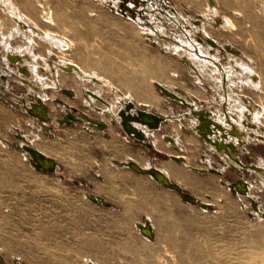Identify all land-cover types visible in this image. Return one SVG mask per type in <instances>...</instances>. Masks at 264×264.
<instances>
[{
	"label": "rangeland",
	"instance_id": "1",
	"mask_svg": "<svg viewBox=\"0 0 264 264\" xmlns=\"http://www.w3.org/2000/svg\"><path fill=\"white\" fill-rule=\"evenodd\" d=\"M165 1L170 5L165 8L167 13L184 19L192 34L199 29L198 20L210 37L236 52L234 59L241 67L244 68L245 62L251 64L257 75L253 86L256 89L246 86L245 80H239L231 72L224 62L225 49H209L211 57L216 56L213 62L207 61L211 75L219 79L217 66H220L231 73L227 74L231 79L225 86L229 85L240 98L245 97L256 107L264 105V0H214V11L209 10L208 14H205L206 0ZM16 2L24 14L39 23H44L39 15L41 3H46L45 9L56 21L51 28L66 32L65 42L71 40L77 47L85 43L90 46L89 50H94L89 58L83 56L80 48L67 51V56L89 66L88 70L96 77L107 75L113 80L111 85L104 81V84L97 83L98 93L113 110L121 106V100L129 99L139 108L168 117L173 115L175 119L164 121L156 131L149 130L143 143L133 141L121 130L117 120L96 109L101 108L98 103L90 105L92 108L87 112L82 97L71 92L77 87L75 79L59 75L53 88L40 93L41 104L49 115V128L43 129L25 112L33 100L29 90L7 76L6 92L3 97L0 94L2 262L264 264V219L251 209L247 195L238 197L229 190L230 182L244 178L249 183V195L258 202L259 209H263L264 179L248 167L264 166V141L250 140L243 148L231 150L244 167L234 168L228 162L223 163L224 157L219 151L192 130L196 119L178 118L189 110L187 105L166 96L159 83L179 96L190 98L192 102H188L193 107L213 105L208 86L195 79L189 65L182 67L185 63L181 57L158 46L146 35V29L139 28L113 9L111 0ZM153 7L154 1L147 0V8ZM0 11L4 24H0L3 54L4 35L12 31V16L9 11ZM154 19L157 20L155 15ZM162 22L167 30L173 29L169 31L179 39L182 28L174 25L167 15ZM19 36L20 33L10 36L9 50L13 54H25L36 72L49 79L48 68H52L53 57L49 54L45 60H39L38 51L45 53L44 45L38 43L28 52L24 48L25 38ZM4 62L1 67L5 73L24 66L19 61ZM236 79L237 86H232ZM82 86L88 88L90 84L82 83ZM109 87H118L119 96L109 91ZM66 105L75 116L84 115L102 125L70 120L59 123ZM103 108L106 109L104 105ZM213 114L220 119V114ZM259 117L250 115V124L263 134L264 116ZM233 118L237 120L235 115ZM251 126L249 131L253 129ZM165 135L177 139L176 145L165 141ZM20 143L34 146L54 158L57 169L50 173L33 170L15 148V144ZM130 158L145 165L179 169L177 172L186 181V184L184 179L182 181L184 190L207 202L208 209L182 202L151 178L114 164V161ZM111 190L120 197L111 198ZM97 195L105 198L109 205L91 199ZM145 218L153 224L152 241H146L137 230Z\"/></svg>",
	"mask_w": 264,
	"mask_h": 264
},
{
	"label": "bare ground",
	"instance_id": "2",
	"mask_svg": "<svg viewBox=\"0 0 264 264\" xmlns=\"http://www.w3.org/2000/svg\"><path fill=\"white\" fill-rule=\"evenodd\" d=\"M111 1V7L113 9H115L119 14L128 17L130 21L136 24L139 28L146 29V35L153 39V41L156 42L158 46L160 45L164 49L168 50L169 53L178 55V57H181L182 60L186 61L188 64H182V67L187 68V65H189L191 67L190 69L195 74V79L199 83H205L208 86L210 91L209 100L213 102V105L210 107L203 105H196L193 107L188 102V100L192 102L190 98L179 96L178 94L170 91L168 88L163 86L162 83H159L160 90H163L162 92H165L166 96L175 98V100H179L187 105V108L189 110L183 113V115H180L178 118L186 117V119H196V124L194 128H192V130H194L195 134H198V136L204 138L211 146L213 145L212 147L214 149L219 151L221 156L224 157L223 163L228 162V165L234 168L244 167V165L242 164L243 162L241 163V160H239L236 155L232 154L231 150L243 148V146L249 143L250 140L260 142L264 141V133L260 134L259 132H257L258 130H255L258 127L255 128V125L250 124V115H252L254 118L264 116V105L260 104V106L256 107L257 105L255 106L254 104H251L250 102L245 100V97L240 98L239 95L235 93L232 90L233 88H231L229 85L225 86V82L231 79V77H227V74L230 72L223 70V68L221 69L220 66H217L219 79L216 78L217 76L215 77L211 75V71L207 67V61L213 62V59L216 58V56L211 57V52L209 53V49L214 48L216 51L220 50L221 48L225 49L227 58L224 60V62L229 66L228 68L231 69V72H233L234 75L239 78V80H245L246 86L249 85V87L251 86L252 88L256 89V87L253 86L256 85L255 83H257L255 82L257 75L252 71L251 64L245 62L244 68L241 67L234 59V56H236V52L223 43L218 42L213 37H210V34L208 35L205 30L206 28L204 29L202 27V22L198 20H196V22L197 24L199 23V29H196V33L192 34L188 25L183 23L184 19H181L180 17L175 15L170 16L167 13L165 8L170 5L169 3L167 5V2L165 0H152L155 3V7H153L152 9L147 8V0ZM214 2V0H206L205 14H208L209 10L214 11ZM38 5L36 4V6ZM45 5L46 3H41L42 10L40 11L39 15L44 23H39L34 18L24 14L18 7L16 0H0V9L11 12L10 15L12 16V18L10 19L12 31L8 33L9 36L6 35L7 33L4 35L5 39H3V41L6 46L4 49L5 51L3 50V54H1V44L3 42L0 43V94H2V97L4 95L3 92H6L5 85L7 83V76L10 75L11 78L19 83H22L24 87L29 90V95L33 99L32 101L30 100V103L28 102V107H26L25 109V112H28L26 114L31 115V117L35 119L36 123H38V125L43 129H48L49 115L48 113H46L45 107L41 104L43 101L40 97V93H44V91L48 88H53L57 84L58 76L64 75L75 79L77 87H74V90L72 89L71 92L77 94L79 97H82V100L84 101L87 108V112L92 108L90 105H92L94 102L98 103L99 105H101V108L98 107L96 109L100 110L102 114L106 115V117L117 120L118 125H120L121 127V130L126 134L128 138L132 139L133 141L143 143L144 141H146L144 139L148 137L147 130L156 131L160 129L164 121L175 119V116L173 115L171 117H168L166 114H156L147 108H139L136 103L129 99L125 101L121 100V106L118 109L116 108L113 110L110 103H108V101H106L98 93L97 90V83L99 84L100 82L104 81L105 83H107L106 85H111L114 84L113 80L107 75H104L100 78L96 77L94 73L88 70L89 66L85 67L67 56V51L81 49V51L83 50V56L89 58L94 54V50H89L90 46L85 43L82 44L83 46L81 45L82 47H77V44H75V42L71 40L70 42L66 41V43L64 39L66 32H59L51 28L55 25L56 21L50 16V11L48 12V9H45ZM154 15L156 16V21L154 19ZM166 15L174 25L182 28L179 39L174 38L176 35L174 36L171 32L173 29H169L171 30L169 31L164 25H162V19ZM8 19L9 17H7V20ZM1 22L2 19H0V24H2L3 26L4 24ZM178 31L179 29L177 30V32ZM15 33H20L19 37L25 38L26 43L24 42V48L26 49V51H28L35 45L37 46L38 43L44 45L45 53L38 51L37 57L39 58V60H45V57L49 54L53 57L54 60L52 61V68H48L51 72L49 79L43 77L42 75H39L36 72L35 68H33L28 62V57L25 54H23L22 52L13 54L9 50L8 43L10 39H12L10 38V36ZM30 55L31 54H29V56ZM5 60L7 62L19 61L20 63H24V66L19 65L18 68L16 67L17 71L5 73L4 69H2L1 67L2 63ZM233 77L234 76H232V79H234ZM235 81H237V79L232 82V86L236 85ZM82 83L90 84V87H83ZM117 88L115 87L114 89H112V87H109V91H113V94L117 93L118 95L120 90L119 88ZM142 95L144 96V93H142ZM216 96L218 97L217 101L219 100V102L216 101ZM238 101L241 104L238 103ZM103 105L106 107V109L103 108ZM213 113L220 114V119H216V115L214 116ZM233 115L237 117V120L233 118ZM69 120L73 122L79 121L82 123H88L90 125H102L100 122H95L93 120L87 119V117L84 115H80V117L75 116L71 112L70 108L66 105L62 108V115L58 119V122L66 123ZM250 126L253 129H250L249 131ZM163 138L165 141H168L170 145H176L177 139L172 138L171 136H168V138L164 136ZM15 148L20 150L22 156L27 159L30 167H32L33 170L39 173L54 172L58 167V163L55 162L54 158L49 155L43 154V152L36 147L33 148L25 143H20L15 144ZM30 149L38 151L41 157L52 159L55 162L54 168L45 164L41 165L36 162L30 153ZM114 164L119 167H127L132 171L134 170V172H143L154 182H156L155 180H157L163 183L164 185L161 186H163L164 188L167 187L170 189H174L176 193H178L182 197V199H184L192 206H197L203 209H208L209 207L208 203L199 201L191 194L183 191L184 189L181 188V184L178 185L177 183L170 181L169 177H167V174H165L152 164H148L146 166L143 165V167L141 165H138V163L134 161H114ZM248 168L254 170L264 179V166L252 164ZM156 183L159 184L158 182ZM229 190L238 197L240 195H247L249 197L248 201L251 209L255 213H258L264 219V207L262 210H260L258 202L249 195V183L245 181L244 178L239 177L238 179L230 182ZM92 197L98 200L101 204H104V200L100 197ZM197 204H200V206H198ZM148 222L149 221L146 220L143 224L139 225L137 230H139V234L143 235L145 240H152L153 232L150 227L151 225ZM144 234H146L147 236H145ZM0 264H4L1 259Z\"/></svg>",
	"mask_w": 264,
	"mask_h": 264
},
{
	"label": "crops",
	"instance_id": "3",
	"mask_svg": "<svg viewBox=\"0 0 264 264\" xmlns=\"http://www.w3.org/2000/svg\"><path fill=\"white\" fill-rule=\"evenodd\" d=\"M182 51V50H181ZM181 61H183L185 64H188L186 61H184V60H182V59H180ZM191 68V67H190ZM157 140V139H156ZM25 144H27V143H25ZM27 145H29V144H27ZM29 146H31V145H29ZM31 147H33V148H35L34 146H31ZM19 151V150H18ZM42 151V150H41ZM43 152V151H42ZM43 154H46L45 152H43ZM47 155V154H46ZM171 158V157H170ZM132 159V160H131ZM118 161H120V162H125V161H134V162H136V163H138V165H141L142 167H143V165H145V164H141L139 161H137V160H135L134 158H130V159H126V160H118ZM148 165V164H147ZM30 166V165H29ZM117 166V165H116ZM146 166V165H145ZM154 166H156V165H154ZM118 168H121V169H126V170H128V171H131V172H133V173H135V174H137V175H139V176H145V177H147V175H143V174H138V173H136V172H134V171H132V170H130V169H128L127 167H119V166H117ZM156 168H158V169H160L162 172H164L165 174H167V177H169V179H170V181H172V182H175V183H177L178 185H180L181 186V188H183L184 189V186H185V184H186V181H185V179L183 178V177H181L180 175H179V173L177 172V171H179V169H172L171 168V170H169V168L168 167H159V166H156ZM163 170H162V169ZM147 178H149V177H147ZM150 179V178H149ZM183 179H184V181H185V184L182 182L183 181ZM177 181V182H176ZM183 185V186H182ZM160 186V185H159ZM164 189H166V188H164ZM182 189V190H183ZM166 190H168V191H170V192H172V193H174V194H176L174 191H172V190H169V189H166ZM183 191H185V192H187V193H189V194H191L192 196H194L197 200H199V201H202L203 202V200H200L198 197H196L193 193H190V192H188V191H186V190H183ZM111 192L112 193H110V197L111 198H117V197H120L119 195H117V193L115 192V191H112L111 190ZM177 195V194H176ZM178 196V195H177ZM94 197H100L101 199H103L104 200V204L106 203V205H109V202L105 199V198H103V197H101V196H94ZM179 197V196H178ZM180 198V197H179ZM182 201V200H181ZM182 202H184V201H182ZM205 202V201H204ZM205 203H207V202H205ZM149 221L148 223H150V227H151V229H152V232H153V239H154V237H155V235H154V230H153V224H152V222H151V220L149 219V218H145L144 219V222L145 221ZM143 222V223H144ZM142 223V224H143ZM141 225V224H140ZM139 226V225H138ZM138 226H137V229H138ZM152 239V240H153ZM152 240H150V241H152Z\"/></svg>",
	"mask_w": 264,
	"mask_h": 264
},
{
	"label": "water",
	"instance_id": "4",
	"mask_svg": "<svg viewBox=\"0 0 264 264\" xmlns=\"http://www.w3.org/2000/svg\"><path fill=\"white\" fill-rule=\"evenodd\" d=\"M30 153H31V155L33 156V158H34V160L36 161V162H38L39 164H41V165H43V164H45V165H47V166H51V167H53L54 168V164H55V162L52 160V159H50V158H45V157H41V155H40V153L38 152V151H36V150H34V149H30ZM121 167V166H120ZM123 167V166H122ZM134 171V170H133ZM136 173H138V174H143V175H146V174H144L143 172H137V171H135ZM154 179V178H153ZM155 180V179H154ZM156 182H158L160 185H164L163 183H161V182H159V181H157V180H155ZM165 188H167V187H165ZM167 189H169V190H172V191H174L175 193H176V191L174 190V189H170V188H167ZM180 198H181V200L182 201H184V202H186L184 199H182V197L178 194V193H176ZM91 199L93 200V201H95V202H97V203H100L98 200H96L95 198H93V197H91ZM101 204V203H100ZM103 205H106V203L105 204H103ZM198 206H200V204H197ZM143 233V232H142ZM145 236H147L146 234H144Z\"/></svg>",
	"mask_w": 264,
	"mask_h": 264
},
{
	"label": "flooded vegetation",
	"instance_id": "5",
	"mask_svg": "<svg viewBox=\"0 0 264 264\" xmlns=\"http://www.w3.org/2000/svg\"><path fill=\"white\" fill-rule=\"evenodd\" d=\"M185 104V103H184ZM186 105V104H185ZM45 107V106H44ZM87 119H89L88 117H87ZM89 120H91V119H89ZM149 130H147V132H148ZM167 138H168V136L167 135H165ZM148 137H146V139H147ZM146 139H144V140H146ZM139 143H141V142H139ZM210 145V144H209ZM175 146V145H174ZM213 146V145H212Z\"/></svg>",
	"mask_w": 264,
	"mask_h": 264
}]
</instances>
